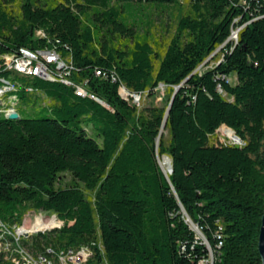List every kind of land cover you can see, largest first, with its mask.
<instances>
[{
	"label": "trees",
	"instance_id": "16d2710c",
	"mask_svg": "<svg viewBox=\"0 0 264 264\" xmlns=\"http://www.w3.org/2000/svg\"><path fill=\"white\" fill-rule=\"evenodd\" d=\"M12 1L0 0V54L50 39L71 54L74 79L15 73L34 88L19 89V99L44 95L52 115L0 113L1 219L22 224L28 210H42L59 223L22 245L54 261L61 249L87 247L82 264H198L208 248L193 222L213 264H262L264 0H190L166 45L149 32L145 4L179 0H21L18 14ZM244 23L238 41H227ZM223 43V59L197 71ZM120 82L143 95L180 85L167 142L157 145L166 107L138 108L121 96ZM222 125L242 144L213 142ZM160 160H172V173ZM0 264L14 263L0 251Z\"/></svg>",
	"mask_w": 264,
	"mask_h": 264
},
{
	"label": "built area",
	"instance_id": "2783aa9c",
	"mask_svg": "<svg viewBox=\"0 0 264 264\" xmlns=\"http://www.w3.org/2000/svg\"><path fill=\"white\" fill-rule=\"evenodd\" d=\"M245 25L246 23L234 28L229 40L237 42L239 39V31ZM36 34L37 36H46L43 30H38ZM48 40V44L42 47H37L34 49L20 47L17 51L0 54V63H3V70H10V63L12 62H20L26 66H30L32 69H41V76L38 77L44 78L46 80L54 81L53 72L62 71L65 72L66 75H69V81H74V79L71 77V72L73 69L71 54L69 52H63L58 48V46H56V44L50 43V39ZM3 70H0V73ZM96 74L103 75L104 77L106 76V74L99 68L96 69ZM10 78L17 77H15V73L13 72L9 73V75L0 74V84L5 83V81ZM112 78L113 80H119L114 73H112ZM66 84L68 85V83ZM17 87L25 88L28 91L34 90L32 86L24 84L18 78ZM119 93L123 98L136 106H138L136 101L139 99V97L143 96L142 93L135 92L127 88L123 82H120ZM17 105L18 103H16L14 98L9 95L7 97H0V113L6 117H9L11 113H4V106H14V112H16ZM237 142L240 141L237 140ZM240 143L242 144V142ZM37 212H40V215L51 213L42 210ZM58 224L59 223H51L47 226H33L31 229L25 228L22 224L16 222L8 223L0 217V251L7 253L14 264H82L86 262L89 258V248L87 247H82L79 249H61L56 252L57 259L54 261L43 255L35 256L22 245L21 241L24 237H28L29 235L39 231L57 228ZM193 227L202 236L204 243L208 248L207 255L201 257L198 261V264H213L214 251L212 247L209 245L207 239L204 238L198 226L195 227L194 225ZM49 251L52 252L53 250L49 249Z\"/></svg>",
	"mask_w": 264,
	"mask_h": 264
},
{
	"label": "rangeland",
	"instance_id": "374dc122",
	"mask_svg": "<svg viewBox=\"0 0 264 264\" xmlns=\"http://www.w3.org/2000/svg\"><path fill=\"white\" fill-rule=\"evenodd\" d=\"M21 0H15L11 3H8V6L12 9L13 13L18 14L20 12L19 9V2ZM180 4H168L164 5L163 7H157L154 4H145L146 9L144 10V15H149L152 13L153 17V24L148 28L151 35L156 36L163 44H167L169 40L174 36L178 31V23L181 15L185 12L190 0H179ZM159 11L161 14H158ZM146 16L141 15V20L143 21L141 25L143 28H147V18ZM224 46V45H223ZM222 46V47H223ZM217 47L216 51L211 53L202 64L198 66L196 69L199 72H203L209 68H212L217 62L223 59V48ZM228 80L231 84L237 83V76L236 74H231L228 76ZM172 92L170 88L164 84H160L156 89L153 90V93L147 92L142 97L136 101L138 104V108L143 109L148 106H162L168 107L170 95ZM225 94V93H224ZM40 100H36L35 96L29 94L25 97L20 98V101L17 105V111L20 116H39V115H52V112L49 109H45L44 106H51L54 101L46 98L44 95H39ZM223 126V125H222ZM220 126L216 133L211 137L213 142L220 143V142H227V143H234L239 144L232 137L228 135L227 132V125ZM88 132L92 136H96L95 131L89 126L87 128ZM162 130V129H160ZM235 132V131H234ZM236 133V132H235ZM161 137L163 138L164 142H167L170 137L169 129L165 126L163 127V131H161V135L159 137L157 145L160 143ZM241 144V143H240ZM158 154V160L159 156ZM162 168L165 171V166L169 164L160 162ZM170 172V171H169ZM168 172V173H169ZM36 210H28L24 215V220L22 225L25 228H31L33 226H47L51 224L50 218L51 214H39ZM40 215V216H37ZM192 226H194L192 224ZM32 229V228H31ZM214 259V257H213Z\"/></svg>",
	"mask_w": 264,
	"mask_h": 264
},
{
	"label": "bare ground",
	"instance_id": "6f19581e",
	"mask_svg": "<svg viewBox=\"0 0 264 264\" xmlns=\"http://www.w3.org/2000/svg\"><path fill=\"white\" fill-rule=\"evenodd\" d=\"M0 70H3L0 69ZM10 71L13 73H17L24 76H41V69H32L30 66H26L23 63L20 62H12L10 63ZM53 79L59 80L68 84H72L71 81H69V75H66L65 72L62 71H54L53 72ZM19 87H17V78H10L5 81V83L0 84V97H7L8 95L14 98L16 103H19ZM78 91L83 95H89L90 97L98 100L99 102H102L99 100L95 95L87 91V89L83 86L77 87ZM14 112V106H4V113H13ZM228 135L232 137L234 140H238L241 142V139L237 138L234 132L227 128ZM171 169V163H169L167 166H165V172L168 173ZM52 214V213H49ZM51 223H55V221L52 219V215L50 218ZM42 225V224H41ZM38 225V226H41Z\"/></svg>",
	"mask_w": 264,
	"mask_h": 264
},
{
	"label": "water",
	"instance_id": "95a60500",
	"mask_svg": "<svg viewBox=\"0 0 264 264\" xmlns=\"http://www.w3.org/2000/svg\"><path fill=\"white\" fill-rule=\"evenodd\" d=\"M230 39V37L227 39V41ZM224 45L221 44L220 47H222ZM216 51V50H215ZM179 86L180 85H177L175 86L174 88V91H173V94H172V97H171V100L169 102V105L166 109V113H165V117H164V120H163V123H162V126H161V129L163 127L166 126V123H167V118H168V114H169V111H170V108H171V104H172V101H173V98L175 96V94L177 93L178 89H179ZM9 118L11 119H18L20 118V114L16 111V112H13L9 115ZM161 135V130H160V133L157 137V143H158V138L160 137ZM236 137L239 139L240 137L236 134ZM161 166V165H160ZM162 168V166H161ZM163 170V168H162ZM173 171V165H172V160H171V169H170V173H172ZM163 172L165 173V171L163 170ZM166 174V173H165ZM167 175V174H166ZM191 221V220H190ZM193 223V222H192ZM195 225V224H194ZM195 227H197V225H195ZM258 249H259V252H260V255H261V258H262V264H264V213H263V216H262V223H261V228H260V233H259V239H258Z\"/></svg>",
	"mask_w": 264,
	"mask_h": 264
}]
</instances>
